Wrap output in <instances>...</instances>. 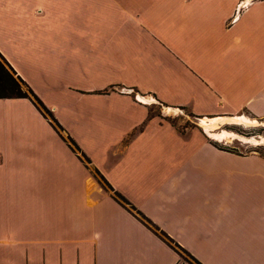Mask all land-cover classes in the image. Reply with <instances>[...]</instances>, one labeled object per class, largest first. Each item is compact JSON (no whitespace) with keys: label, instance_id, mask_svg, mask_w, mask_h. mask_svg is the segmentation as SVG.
<instances>
[{"label":"crops","instance_id":"obj_1","mask_svg":"<svg viewBox=\"0 0 264 264\" xmlns=\"http://www.w3.org/2000/svg\"><path fill=\"white\" fill-rule=\"evenodd\" d=\"M0 55L89 161L0 99V264H264V158L145 103L264 119V0H0Z\"/></svg>","mask_w":264,"mask_h":264},{"label":"trees","instance_id":"obj_2","mask_svg":"<svg viewBox=\"0 0 264 264\" xmlns=\"http://www.w3.org/2000/svg\"><path fill=\"white\" fill-rule=\"evenodd\" d=\"M25 90H24V89ZM0 99H28L30 100L35 107L38 109V111L46 118L52 128L60 134L63 132V129L58 124L52 113L40 102V100L33 94L31 89L28 87V85L22 81L18 76H16L15 72L11 69V67L7 64V62L2 58L0 55ZM61 136V134H60ZM64 142L67 144V146L71 149L73 153H78V158L82 162H89L86 156L80 151V149L76 146V144L72 141V139L69 136L63 137L61 136ZM223 148V147H222ZM222 150L231 152L234 154V151L232 149L224 147ZM252 153H257L261 157L264 158V150H255L250 151ZM94 178L97 180L98 184L104 189L105 191L110 192V196L114 201H116L119 205H121L124 209H126L130 213H135L134 216H136L144 225L148 226L150 225V229L152 232H154L156 235H158L164 242H166L168 245L172 243V240H170L164 233H157L158 229L151 224V222L144 217L140 212H138L122 195H120L118 192L114 191L110 185L106 182V180L99 174L98 171H93ZM177 249H179L184 255L190 260V264H200L197 260H195L192 256H190L187 252L183 251L179 246L175 245Z\"/></svg>","mask_w":264,"mask_h":264},{"label":"rangeland","instance_id":"obj_3","mask_svg":"<svg viewBox=\"0 0 264 264\" xmlns=\"http://www.w3.org/2000/svg\"><path fill=\"white\" fill-rule=\"evenodd\" d=\"M24 89V88H23ZM25 90V89H24ZM153 106L157 107V111L162 112L167 114L170 118V120L178 127V128H190L194 127L195 125L197 126H202L203 129L207 132L208 136L211 135V133L214 131L215 133L221 132V131H226L229 133H232L235 135L234 138L231 140H217L211 138L217 142H221L223 144H228L227 146L232 149L235 153L238 154H247V153H252L250 151H255V150H264V142H260L259 145L258 142L256 143H251V141L254 140H259V139H264V119H255L251 118L246 114H238L237 116H232V117H215V118H223L225 119V122L220 125L218 128H215V130H206L205 127L202 125V123L206 122V119L204 118H198L194 115H192L190 112H188L185 109L181 108H166L162 106L158 102H153L151 103ZM167 109V110H165ZM237 118H245L246 120L250 121L251 124H243L241 122L237 121ZM211 119V118H209ZM228 119V121L226 120ZM250 142V143H247ZM105 190V187H104ZM110 194L109 191L106 190ZM181 257L185 260L190 261L185 255L180 254Z\"/></svg>","mask_w":264,"mask_h":264},{"label":"bare ground","instance_id":"obj_4","mask_svg":"<svg viewBox=\"0 0 264 264\" xmlns=\"http://www.w3.org/2000/svg\"><path fill=\"white\" fill-rule=\"evenodd\" d=\"M228 121V119H226ZM237 121L238 122H241L245 125L247 124H251L250 121L246 120L245 118H237ZM225 122V119L223 118H211V119H206V122L205 123H202V125L205 127L206 130H215V128H218L220 125H222L223 123ZM229 122V121H228ZM212 138H215L217 140H220V141H223V140H231L232 138L235 137L234 134L232 133H229V132H226V131H221V132H218V133H215L214 131L211 133L210 135ZM258 142V144L256 145H259L260 142H264V139H259V140H252L251 143H256ZM247 143H250V142H247Z\"/></svg>","mask_w":264,"mask_h":264},{"label":"built area","instance_id":"obj_5","mask_svg":"<svg viewBox=\"0 0 264 264\" xmlns=\"http://www.w3.org/2000/svg\"><path fill=\"white\" fill-rule=\"evenodd\" d=\"M138 101H140L141 103H143V102H142V99H140V100H138ZM147 101H148V102H145V103H150V104H151V103L155 102L154 99H152V98H151V99H147Z\"/></svg>","mask_w":264,"mask_h":264}]
</instances>
